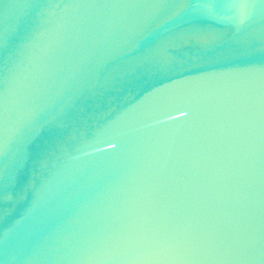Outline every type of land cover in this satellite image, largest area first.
<instances>
[{"label":"water","instance_id":"95a60500","mask_svg":"<svg viewBox=\"0 0 264 264\" xmlns=\"http://www.w3.org/2000/svg\"><path fill=\"white\" fill-rule=\"evenodd\" d=\"M0 264H264V0H0Z\"/></svg>","mask_w":264,"mask_h":264}]
</instances>
